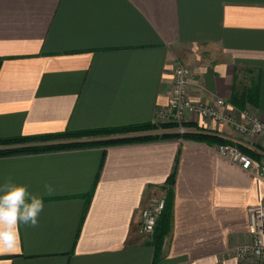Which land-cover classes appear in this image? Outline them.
Here are the masks:
<instances>
[{"label":"crops","instance_id":"1","mask_svg":"<svg viewBox=\"0 0 264 264\" xmlns=\"http://www.w3.org/2000/svg\"><path fill=\"white\" fill-rule=\"evenodd\" d=\"M178 61L194 71L193 99L224 98L238 121L246 112L264 121V0H0V140L154 124ZM253 85L256 104L241 98ZM187 126L264 151L261 137L235 142L231 125L192 117ZM217 147L175 137L0 155V183L54 189L0 264H153L142 209L165 197L175 167L158 264H235L264 183Z\"/></svg>","mask_w":264,"mask_h":264},{"label":"built area","instance_id":"2","mask_svg":"<svg viewBox=\"0 0 264 264\" xmlns=\"http://www.w3.org/2000/svg\"><path fill=\"white\" fill-rule=\"evenodd\" d=\"M193 77L194 71L191 66L182 61L176 62L168 106L157 112L155 125L174 124L176 132L185 134L193 132L187 126L192 117H199L216 122L219 126L231 125L237 134L234 140L237 143H242L243 138L264 139V121L251 113L246 112L247 119L240 122L225 111L228 102L224 98H217L211 103L193 99L190 94ZM258 124L262 126V130H256ZM217 150L220 155L227 157L232 163L264 183V151L255 149L254 156L230 144L218 145ZM164 207L165 197L162 196L151 198L143 207L140 225V232L143 235L154 234ZM248 215L251 240L233 251L235 264H264V201L249 206Z\"/></svg>","mask_w":264,"mask_h":264},{"label":"trees","instance_id":"3","mask_svg":"<svg viewBox=\"0 0 264 264\" xmlns=\"http://www.w3.org/2000/svg\"><path fill=\"white\" fill-rule=\"evenodd\" d=\"M259 97V86L253 85L248 88L243 96L245 102L256 104ZM234 99H237L235 96ZM168 127H175L174 124H170ZM162 126V128H164ZM161 128L155 124H133L128 126L113 127V128H98L81 131H66L58 134H48L44 136L35 137H18V138H7L0 140V155L16 154V153H28V152H39L49 150H63V149H79L87 147H108L119 144H126L132 142H143L148 140H155L157 138H175L182 137L185 140L204 142L208 144H231L223 137L218 135L205 133V132H188L180 134L178 132H169L161 136L159 135H132L143 131L155 130ZM53 142L48 145H32V143H46ZM232 145V144H231ZM243 152L255 155L254 152L244 146H238ZM176 169L174 168L173 173L169 177L164 186L166 190L165 195V207L162 211L158 220L157 226L153 235V245L155 247L154 261L153 264H158L160 256L162 254V248L165 238L171 231L172 218H173V201L174 191L173 185L175 182Z\"/></svg>","mask_w":264,"mask_h":264},{"label":"clouds","instance_id":"4","mask_svg":"<svg viewBox=\"0 0 264 264\" xmlns=\"http://www.w3.org/2000/svg\"><path fill=\"white\" fill-rule=\"evenodd\" d=\"M256 130H262V126L258 124ZM53 191L45 183L42 194L32 193L28 185L16 183L10 176L0 183V253H12L20 247L21 226H38L45 207L43 196Z\"/></svg>","mask_w":264,"mask_h":264},{"label":"rangeland","instance_id":"5","mask_svg":"<svg viewBox=\"0 0 264 264\" xmlns=\"http://www.w3.org/2000/svg\"><path fill=\"white\" fill-rule=\"evenodd\" d=\"M157 126H160L161 127V128H158V129H163L162 126L164 127V126H171V125L170 124H161V125H157ZM164 128L166 129V127H164ZM167 129H170L172 132H176V126L175 127H168ZM149 131H154V130H149Z\"/></svg>","mask_w":264,"mask_h":264}]
</instances>
